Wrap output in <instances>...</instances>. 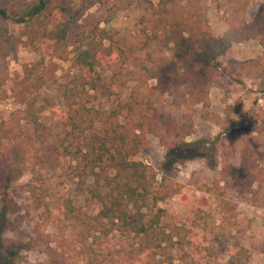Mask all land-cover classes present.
Returning a JSON list of instances; mask_svg holds the SVG:
<instances>
[{"label":"rangeland","instance_id":"obj_1","mask_svg":"<svg viewBox=\"0 0 264 264\" xmlns=\"http://www.w3.org/2000/svg\"><path fill=\"white\" fill-rule=\"evenodd\" d=\"M240 1L248 4L244 29L252 36L264 27V0ZM46 2L41 15L20 24L38 0H10L8 18L0 19V143L9 147L0 182L16 181L9 199L18 206L0 231V264H133L139 257L141 264H156L146 257L162 264H264V76L245 63L263 58L264 49L259 39H250L219 56L217 41L229 31L231 0ZM161 2L171 38L180 35L179 20L202 21V29L193 31L199 36L196 48L216 55L221 66L202 87L173 78V42L167 49L154 45L139 51L148 36L142 21ZM126 47L136 52L126 63L108 60L89 74L76 63L86 50ZM243 79L263 102L251 96L247 113L222 120L210 94L234 83L243 92ZM142 102L158 110L161 132L177 121L193 126L186 143L208 141L209 148L216 143L215 152L206 149L196 158L192 151L175 153L185 161L169 167L167 149L157 137H147V147L132 159L154 169V189L184 186L180 195L189 203L182 205L179 196L159 203L164 214L148 237L98 218L101 198L109 192L106 178L115 172L107 162L92 168L82 158L97 149V135L119 106ZM235 106L239 112L243 100ZM215 124L220 134L198 135L208 126L217 132ZM3 192L0 185V207ZM129 211L146 220L155 214L150 202L130 205Z\"/></svg>","mask_w":264,"mask_h":264},{"label":"trees","instance_id":"obj_2","mask_svg":"<svg viewBox=\"0 0 264 264\" xmlns=\"http://www.w3.org/2000/svg\"><path fill=\"white\" fill-rule=\"evenodd\" d=\"M47 0H38V4L32 7L25 15L17 20V23H25V17H38L47 8ZM165 6L162 2L153 8L152 14L144 18L142 21L143 31L148 33L146 40L141 45L139 51L146 52L148 47L156 46L158 48L167 49L168 44L174 43L173 58L177 62L176 75L173 77L176 81H181L183 85L199 88L204 86L206 78L211 75H216L215 69L221 66L216 63V55L202 54L196 48L199 36L194 34V30L200 31V23L194 22L192 19H181L177 22L180 29V35L177 38L167 36L166 23L162 14ZM248 4L240 0H231L230 6L227 10L226 25L229 27L228 33L219 39L217 43L222 46V51L219 56L232 46V44H242L250 39H259L261 46L264 49V27L254 30V35L250 36L244 29L247 26L245 21ZM10 10V0H0V19H7ZM62 35L66 33L61 31ZM186 34L187 37L183 36ZM239 35L237 39L233 36ZM64 36V35H63ZM136 52L133 48H120L116 52L106 53H92L89 50L83 51L76 58V63L80 71L91 73L92 70L99 65L104 64L108 60L121 61L123 63L135 58ZM264 56V54H263ZM264 57L257 60H250L245 63L257 69V72L264 76ZM239 66L244 67L245 64L239 63ZM155 79L154 76H152ZM217 80V79H216ZM220 80L218 79L219 82ZM198 85V86H197ZM156 90V89H153ZM201 102V101H200ZM172 119L170 114L166 115ZM122 118L124 124H119V119ZM162 117L156 108H153L147 103H139L136 105L119 106L108 118L106 127L97 135L96 140L99 143L97 149L95 148L91 153L84 154L83 159L90 162L92 168H99L105 162L108 167L115 172L113 177H107L108 194L105 198H101L102 209L99 214L100 220H109L112 226L124 230L127 233H133L136 236L148 237L160 224L164 211L157 209L158 204L176 196L180 197L182 205H188L187 201L183 200L180 195V190L184 186H178L176 189L164 190L163 184L159 189H154L156 184V172L153 168L145 165L142 162L134 161L132 158L136 157L142 150L147 147V137H157L161 146L167 149L164 165L172 167L175 164H182L184 159H176L175 153L187 154L188 151L195 153L196 157H200L206 149L215 152L216 143L209 148L208 141L186 143L184 138L192 135L193 126L183 125L177 121H169L164 125V130L161 132L159 123ZM214 139V138H213ZM218 139V138H217ZM6 148L2 142L0 143V167L6 165L8 160ZM7 177V176H6ZM16 181L5 182L2 179L0 185L6 190L2 193V206L0 207V231L7 223L8 216L17 211V205L10 201V196L15 191ZM152 204V209L155 214L150 220H146L145 216L137 212L133 214L129 211V206L134 207L139 205ZM81 216V211H77ZM91 235L90 230L86 231ZM157 248L161 247V242L157 243ZM14 253V252H13ZM10 254V253H9ZM11 255V254H10ZM2 253L0 252V263ZM147 263L162 264L161 261L155 262L153 257L150 261L146 257ZM6 260L10 261L11 257L6 256ZM142 259L139 257L134 260L133 264H141ZM172 264V262H170Z\"/></svg>","mask_w":264,"mask_h":264},{"label":"crops","instance_id":"obj_3","mask_svg":"<svg viewBox=\"0 0 264 264\" xmlns=\"http://www.w3.org/2000/svg\"><path fill=\"white\" fill-rule=\"evenodd\" d=\"M242 81H243V85H244L243 86L244 87L243 92L241 91V87L239 85H237L236 83H234L233 84L234 86L230 85V86H228V88H226L224 86L226 84L220 85L221 87H216V92L214 95L210 94L209 101L213 104L218 105V107L220 106V108L217 109V112H218L219 117H221L222 120L223 119H227V120L228 119H234L235 117H238L243 113H247L249 111V101L248 100H249V98H251V96L254 97L255 99H258L257 100L258 104H261L263 102L262 98H257L258 95L253 93L254 91H256L255 86L254 85L250 86L244 79ZM252 88H254L253 92L250 91V89H252ZM232 92H234V93H232ZM235 92L240 93L239 94L240 96L238 94H236ZM240 99L243 100L244 106H242L240 108V111H239L240 113H239V112H237L238 109L236 108L235 105H236V103H238L240 101ZM215 127H216V129H218V131L215 133L212 132V129L209 128V126H208V128H207L208 131L203 132V133L198 134V135L200 136V135L206 134L205 135L206 137H208V136L212 137L213 135H216V133L220 134L222 130H221V127L219 126V124L216 125ZM193 134L194 133H192L191 136H193Z\"/></svg>","mask_w":264,"mask_h":264}]
</instances>
